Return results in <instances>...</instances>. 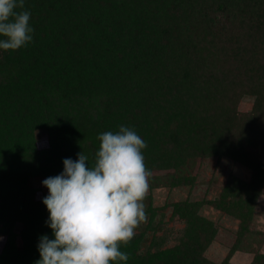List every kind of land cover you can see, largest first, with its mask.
<instances>
[{
  "label": "trees",
  "instance_id": "1",
  "mask_svg": "<svg viewBox=\"0 0 264 264\" xmlns=\"http://www.w3.org/2000/svg\"><path fill=\"white\" fill-rule=\"evenodd\" d=\"M24 7L32 42L0 50V264H35L40 238H54L42 202L48 191L35 180L60 174L63 160L80 152L91 164L97 136L121 125L146 142L150 179L169 177V189H191L192 166L207 158L250 171L248 179L229 173L202 201L155 205L149 192L147 221L120 248L126 264H228L235 251L264 264V231L252 228L264 194V0H25ZM245 97L251 106L241 111ZM203 206L237 221L220 263L205 255L218 226Z\"/></svg>",
  "mask_w": 264,
  "mask_h": 264
},
{
  "label": "clouds",
  "instance_id": "2",
  "mask_svg": "<svg viewBox=\"0 0 264 264\" xmlns=\"http://www.w3.org/2000/svg\"><path fill=\"white\" fill-rule=\"evenodd\" d=\"M25 0H0V50H19L33 40ZM90 164L83 152L63 160V172L42 181L53 239L40 238L35 264H114L126 262L120 250L147 221L144 203L152 172L145 165L146 142L134 128L97 136Z\"/></svg>",
  "mask_w": 264,
  "mask_h": 264
},
{
  "label": "rangeland",
  "instance_id": "3",
  "mask_svg": "<svg viewBox=\"0 0 264 264\" xmlns=\"http://www.w3.org/2000/svg\"><path fill=\"white\" fill-rule=\"evenodd\" d=\"M251 101V97L243 98L240 102L239 109L241 111L249 110ZM192 173L197 175V183L191 189L187 187L169 189V177L159 178L158 176V178L149 179V192H151L153 196L154 204L163 205L166 202H173L180 199L184 200L186 198L190 201L210 199L218 194L220 186L229 173H234L243 179H248L250 176V171L246 167L226 158L219 159V161H217L216 158H207L201 163L192 166L191 174ZM42 181L35 180V185L42 186L44 191H48V189L42 185ZM256 210L257 212L254 215L252 228L264 231V194L258 198ZM202 213L205 217L214 220L218 226V234L207 248L205 255L210 260L220 263L230 251L235 237L237 221L231 217L220 214L211 207L203 206ZM160 233L161 231H158L156 235L158 236ZM254 247L256 248L257 245L254 244ZM259 251L264 253V242L259 248ZM253 256L254 254L250 252L235 251V253L231 255L228 264H250Z\"/></svg>",
  "mask_w": 264,
  "mask_h": 264
}]
</instances>
